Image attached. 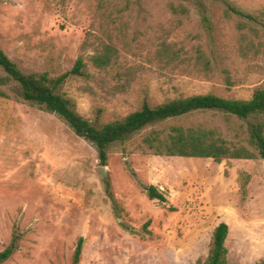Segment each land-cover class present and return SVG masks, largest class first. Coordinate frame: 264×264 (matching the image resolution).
Masks as SVG:
<instances>
[{
	"label": "rangeland",
	"instance_id": "rangeland-1",
	"mask_svg": "<svg viewBox=\"0 0 264 264\" xmlns=\"http://www.w3.org/2000/svg\"><path fill=\"white\" fill-rule=\"evenodd\" d=\"M103 43L115 61L99 70L90 58ZM0 47L24 73L50 79L82 58L91 78L70 75L59 92L92 123L193 95L248 100L264 88V0H0ZM200 52L209 69L194 67ZM5 91L0 252L14 234L19 241L4 264H72L81 238L80 264H196L207 259L220 223L229 226L228 264L264 261V160L145 154V131L111 145L102 165L97 149L58 116L25 102L14 84ZM258 122L264 116L207 112L168 126L232 129L256 153L248 138ZM149 186L167 203L150 200Z\"/></svg>",
	"mask_w": 264,
	"mask_h": 264
},
{
	"label": "trees",
	"instance_id": "trees-1",
	"mask_svg": "<svg viewBox=\"0 0 264 264\" xmlns=\"http://www.w3.org/2000/svg\"><path fill=\"white\" fill-rule=\"evenodd\" d=\"M235 14L249 20H255L251 15L231 9ZM209 22L208 18H204ZM163 52L167 53L169 46L162 44ZM115 49L103 43L97 54L90 58L95 68L106 70L114 64ZM195 58L194 67L210 68V61L203 53ZM180 54L171 55L173 62ZM189 61V60H188ZM91 78L86 72V63L77 59L74 68L56 79L47 75L26 74L19 69L0 47V98L8 99L5 88L14 84L21 92L25 102L38 105L45 111L58 116L79 138L93 145L102 165L107 164L108 148L116 143L124 144L134 136L147 131L139 149L142 153L154 156L185 157L213 159L220 162L224 159H255L264 160V124H251L248 142L256 153L252 152L240 140V134L235 130H222L217 125L208 123L192 124L184 127L170 125L197 113L217 112L228 120L248 121L264 116V88L256 89L248 100L225 99L214 94L193 95L167 101L152 107L145 103L143 107L123 119L105 124L92 123L79 115L72 101L59 92V88L70 76ZM234 138L229 139L228 137ZM150 200L166 204V197L155 186L144 188ZM229 226L220 223L213 234L211 247L204 262L196 264H228V249L226 240ZM19 236L14 234L10 245L0 252V264L6 263L16 252ZM84 240L78 241L73 255L72 264H80ZM256 264H264L261 261Z\"/></svg>",
	"mask_w": 264,
	"mask_h": 264
}]
</instances>
